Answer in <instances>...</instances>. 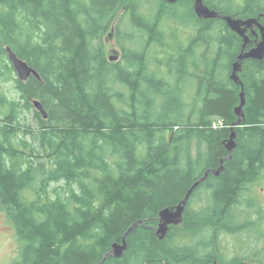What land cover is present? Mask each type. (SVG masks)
I'll use <instances>...</instances> for the list:
<instances>
[{
    "label": "trees",
    "instance_id": "obj_1",
    "mask_svg": "<svg viewBox=\"0 0 264 264\" xmlns=\"http://www.w3.org/2000/svg\"><path fill=\"white\" fill-rule=\"evenodd\" d=\"M204 1L264 24V0ZM116 21L122 57L110 61L104 38ZM179 25L194 33L165 73ZM7 46L42 79L18 78ZM242 48L223 19L199 18L194 0H0V80L14 86L0 95V210L18 243L6 264H264V59L243 61L246 121L233 157L193 190L182 225L164 240L154 228L229 156ZM140 220L124 254L105 259Z\"/></svg>",
    "mask_w": 264,
    "mask_h": 264
},
{
    "label": "water",
    "instance_id": "obj_2",
    "mask_svg": "<svg viewBox=\"0 0 264 264\" xmlns=\"http://www.w3.org/2000/svg\"><path fill=\"white\" fill-rule=\"evenodd\" d=\"M166 1L170 3H175L178 0H166ZM194 9L197 16L201 19H216V18L223 19L227 23L228 27L242 38L243 48L237 60L233 63L232 73H231V79L242 87V91L240 94L241 103L235 108V113L238 116V119L232 125L231 134L229 138L225 141V145L229 152V156L221 160V166L219 168L206 170L204 176L192 186V188L188 191L186 197L182 199L179 203H177L176 205L168 206L160 211L158 216V221H159L158 225L154 227L157 236L160 240H164L168 236L172 226L178 227L183 224L186 207L193 193V190L198 185H200L205 180H207V178L210 175H216V176L220 175L225 168V162L233 157L234 151L237 147L236 138L238 135L237 132L235 131V127L242 125L246 121V113L244 110V107L247 103L246 89H245V84L240 75V73L243 70V61L245 59H256L260 61L264 59V24H262L260 21V18L263 16V14H261L259 17H249V18L233 17L231 15L222 14L215 9H211L205 3L204 0H194ZM256 28L260 30L261 38H257L256 45L253 48L246 50L248 44L251 41L248 32L250 31L251 34L258 36ZM113 33L114 31H111L109 33L107 40L112 39ZM6 50L8 53L9 61L13 65L18 78H20L23 81H26L32 75H34L38 79H42L39 71L35 67L31 66L25 59L21 58L13 50L11 46H7ZM109 54H110L109 55L110 61L119 60V55H118L119 52L117 50L112 49L109 52ZM32 102L36 110L41 112L43 118L47 119L48 112L45 110L43 103L38 99H34ZM140 224H144V221L140 220L136 222L122 236V240L120 242L119 241L114 242L112 245V249L106 254L105 259L109 256L121 257L128 248V241L126 236L128 235V233H130Z\"/></svg>",
    "mask_w": 264,
    "mask_h": 264
},
{
    "label": "rangeland",
    "instance_id": "obj_3",
    "mask_svg": "<svg viewBox=\"0 0 264 264\" xmlns=\"http://www.w3.org/2000/svg\"><path fill=\"white\" fill-rule=\"evenodd\" d=\"M124 16L122 17L123 19L125 18ZM121 19H118V21H120ZM125 20H126V23H128L127 18ZM118 21H116V23L112 27H117ZM173 24H175V23H173ZM112 27L110 28L109 32H111ZM129 27H130V29L128 31L133 30L131 25H129ZM172 27L174 28L175 25H173ZM177 27H178L177 33L181 35V37L179 38L181 42H179V39L177 41L176 39H174L172 37L173 39H171V41H170L172 47L170 48L169 52L166 53V55H164L162 57V59L164 60L163 65L165 66V68H161V70L164 71L165 73H168V69L166 68L168 66V62L167 61L169 59H172L173 57L177 58L174 55H177V53L179 51V46L180 45L183 46L184 44H187L189 39L187 40L186 37H189L191 34L194 33V29L193 28H183L180 25L177 26ZM107 36L108 35H106L105 38H104V43H105V46H106V51H107L108 57L110 55L109 54L110 50L115 49V50H117L119 52V54H118L119 55V59H121L122 50H121V47L118 44V42H119L118 41V39H119L118 38V28L117 29L115 28V31L113 33L112 39L107 40ZM133 47H135V46L133 45ZM153 53H154L155 57H158V56L161 57L163 55L160 52H156V50ZM152 67H154L153 64H152ZM175 70H176V67L173 68V71H175ZM15 73H16V71H15ZM13 89H14V86H13L12 82H9V81L5 82V81H1L0 80V95L4 94V93L10 95L11 93H13ZM27 117L28 118L25 120V122H27V123H35V121L33 119V115L31 113H27ZM22 135L23 134H21V136ZM243 237L244 236L242 234H237L235 236V243L240 245L241 241L243 240ZM231 242H232L231 238L226 236V239L224 238V240H223V244H224L223 247H224V252L226 254H229L230 257H233L234 256V252L232 250H230V248H231L230 243ZM17 248H18V243H17V240H16L15 232H14L11 224L9 223V221L6 219V217L4 216V214L0 210V264H6V263H10L11 261H13L14 258H16V256H17ZM255 263L256 262H252V264H255Z\"/></svg>",
    "mask_w": 264,
    "mask_h": 264
},
{
    "label": "flooded vegetation",
    "instance_id": "obj_4",
    "mask_svg": "<svg viewBox=\"0 0 264 264\" xmlns=\"http://www.w3.org/2000/svg\"><path fill=\"white\" fill-rule=\"evenodd\" d=\"M256 29H258V28H256ZM258 30H259V29H258ZM111 31H115V27H112ZM259 31H260V30H259ZM109 33H110V32H109ZM248 34H251V32L249 31ZM108 35H109V34H108ZM252 35H254V34H252ZM260 35H261V34H260ZM107 37H108V36H107ZM258 37H259V35L257 36V38H258ZM260 38H261V37H260ZM255 45H256V43H255ZM255 45H254V46H255ZM254 46H253V47H254ZM253 47H252V48H253ZM110 51H111V50H110Z\"/></svg>",
    "mask_w": 264,
    "mask_h": 264
},
{
    "label": "built area",
    "instance_id": "obj_5",
    "mask_svg": "<svg viewBox=\"0 0 264 264\" xmlns=\"http://www.w3.org/2000/svg\"><path fill=\"white\" fill-rule=\"evenodd\" d=\"M215 127H217V124H215Z\"/></svg>",
    "mask_w": 264,
    "mask_h": 264
},
{
    "label": "bare ground",
    "instance_id": "obj_6",
    "mask_svg": "<svg viewBox=\"0 0 264 264\" xmlns=\"http://www.w3.org/2000/svg\"><path fill=\"white\" fill-rule=\"evenodd\" d=\"M188 72V71H187ZM185 83V82H184ZM176 183V182H175Z\"/></svg>",
    "mask_w": 264,
    "mask_h": 264
}]
</instances>
